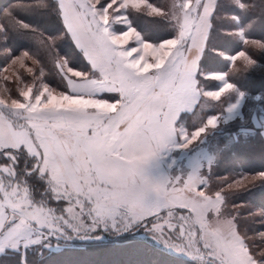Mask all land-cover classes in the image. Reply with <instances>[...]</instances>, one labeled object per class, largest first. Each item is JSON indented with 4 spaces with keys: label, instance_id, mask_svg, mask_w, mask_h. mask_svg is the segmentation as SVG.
Listing matches in <instances>:
<instances>
[{
    "label": "snow or ice",
    "instance_id": "snow-or-ice-1",
    "mask_svg": "<svg viewBox=\"0 0 264 264\" xmlns=\"http://www.w3.org/2000/svg\"><path fill=\"white\" fill-rule=\"evenodd\" d=\"M250 71L264 73V0L0 6V264L129 238L126 259L100 264H264ZM245 154L260 170H237Z\"/></svg>",
    "mask_w": 264,
    "mask_h": 264
},
{
    "label": "trees",
    "instance_id": "trees-1",
    "mask_svg": "<svg viewBox=\"0 0 264 264\" xmlns=\"http://www.w3.org/2000/svg\"><path fill=\"white\" fill-rule=\"evenodd\" d=\"M8 3L9 0H0V6H5ZM136 25L138 30L142 31L146 37L153 40L164 37L167 34L163 26L153 23L148 18L136 20ZM224 50L226 54H234L236 49L231 44H225ZM214 67L218 70L227 71V62L223 59H217L214 62ZM239 79L240 86L243 90L253 95H264V73L250 71L248 74L242 75ZM260 165L261 161L258 155L245 154L238 160L237 170L245 172L258 171L260 170ZM220 174H227V171L221 168ZM251 199L256 208L264 205V191H255ZM236 202L239 203V201ZM130 239L131 238H129V240ZM129 240H122L116 244H108L105 242L103 245L99 246L106 249L103 253L97 250V245H92L85 249L68 248L56 252L45 253V255L39 259L43 261V264H100V262L105 261H119L126 259V257L122 251L114 247H116V245H123L125 248L128 243H124V241Z\"/></svg>",
    "mask_w": 264,
    "mask_h": 264
},
{
    "label": "rangeland",
    "instance_id": "rangeland-1",
    "mask_svg": "<svg viewBox=\"0 0 264 264\" xmlns=\"http://www.w3.org/2000/svg\"><path fill=\"white\" fill-rule=\"evenodd\" d=\"M209 87L211 88L212 87V85L210 84L209 85ZM246 110V109H245ZM230 127V130L231 131H237L238 130V124H233V125H230L229 126ZM257 209H259V208H257ZM129 243V241H124V243ZM123 243V242H122ZM113 244H116V243H113ZM109 246H112V245H109ZM72 248H81V249H85V248H87L86 246H82L79 242H77V244H76V246L75 247H72ZM71 248V249H72ZM114 248H116V249H118L119 251H121L123 248H124V246L123 245H116V247H114ZM63 249V248H62ZM52 252H56V250L54 249ZM177 262H180V264H182V258H176L175 260H173L172 262H171V264H177Z\"/></svg>",
    "mask_w": 264,
    "mask_h": 264
}]
</instances>
